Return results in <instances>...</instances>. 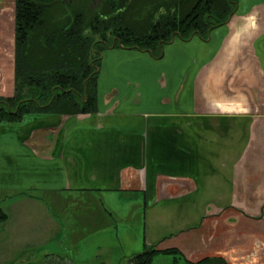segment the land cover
<instances>
[{
    "label": "crops",
    "instance_id": "crops-1",
    "mask_svg": "<svg viewBox=\"0 0 264 264\" xmlns=\"http://www.w3.org/2000/svg\"><path fill=\"white\" fill-rule=\"evenodd\" d=\"M14 88L15 0H0V96ZM0 193L53 198L62 212L65 194L127 196L143 234L124 251L130 264L144 243L190 261L264 264V0H239L207 40L176 38L161 58L105 50L94 113L1 122ZM102 205L85 221L106 212L95 234L109 239L93 257L65 254L67 264H112L102 256L118 245L117 224ZM168 260L160 253L152 264Z\"/></svg>",
    "mask_w": 264,
    "mask_h": 264
},
{
    "label": "trees",
    "instance_id": "trees-1",
    "mask_svg": "<svg viewBox=\"0 0 264 264\" xmlns=\"http://www.w3.org/2000/svg\"><path fill=\"white\" fill-rule=\"evenodd\" d=\"M239 0H15V88L0 96V123L25 114L80 115L97 111V79L105 50L120 47L163 56L175 38L207 40L227 23ZM7 214L0 209V222ZM160 253L173 264H227L222 256L197 261L178 248L144 243L129 257L152 264ZM42 264H67L45 254Z\"/></svg>",
    "mask_w": 264,
    "mask_h": 264
},
{
    "label": "rangeland",
    "instance_id": "rangeland-1",
    "mask_svg": "<svg viewBox=\"0 0 264 264\" xmlns=\"http://www.w3.org/2000/svg\"><path fill=\"white\" fill-rule=\"evenodd\" d=\"M167 46L168 44L164 46V50ZM2 195L4 194L0 193V209L7 217L0 222V264H42L43 256L49 253L62 256L66 254L70 258H76L79 254L93 257L99 250V242L110 237L108 232L102 235L95 234L96 229L108 225L106 219L109 215L102 211L101 216H98L93 224L86 222L88 219L85 221V218L91 209L96 213L102 210V204L109 211L116 213L115 216L113 212V216L117 229L115 227L112 232L118 242L116 248L102 257H110L113 260L112 264H130L124 260V251L136 247L132 245L136 237L134 234L143 235L141 213L137 214L134 211L135 206L133 207L131 203L129 208L127 207L131 200L127 196L117 199L115 196L105 198L104 194H100L96 196L98 199L94 197L88 199L87 196L65 194V212H62L56 205L57 200L53 198L46 201L45 197L37 194H30L33 197ZM141 199L140 197V201ZM42 202L46 206L41 205ZM115 207L122 212L118 214ZM44 209H49L50 216L45 215ZM51 220L63 222V228L58 229L57 224H52ZM85 223L88 225H83ZM156 248L159 249L157 245ZM141 249L139 252L144 248ZM103 251L104 248L99 252ZM102 257H99V260H104ZM167 262L171 264V260Z\"/></svg>",
    "mask_w": 264,
    "mask_h": 264
},
{
    "label": "flooded vegetation",
    "instance_id": "flooded-vegetation-1",
    "mask_svg": "<svg viewBox=\"0 0 264 264\" xmlns=\"http://www.w3.org/2000/svg\"><path fill=\"white\" fill-rule=\"evenodd\" d=\"M16 5V4H15ZM16 28V27H15Z\"/></svg>",
    "mask_w": 264,
    "mask_h": 264
}]
</instances>
